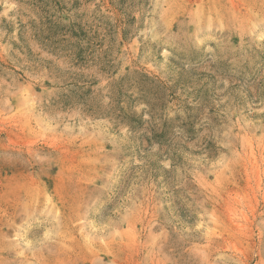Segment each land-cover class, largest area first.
<instances>
[{
    "label": "rangeland",
    "instance_id": "374dc122",
    "mask_svg": "<svg viewBox=\"0 0 264 264\" xmlns=\"http://www.w3.org/2000/svg\"><path fill=\"white\" fill-rule=\"evenodd\" d=\"M0 264H264V0H0Z\"/></svg>",
    "mask_w": 264,
    "mask_h": 264
}]
</instances>
